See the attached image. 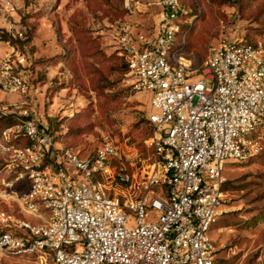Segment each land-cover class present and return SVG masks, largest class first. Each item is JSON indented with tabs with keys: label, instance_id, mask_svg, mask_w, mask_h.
Returning <instances> with one entry per match:
<instances>
[{
	"label": "built area",
	"instance_id": "built-area-1",
	"mask_svg": "<svg viewBox=\"0 0 264 264\" xmlns=\"http://www.w3.org/2000/svg\"><path fill=\"white\" fill-rule=\"evenodd\" d=\"M2 2L15 10V0ZM124 7L156 8L155 32L115 26L129 86L151 93L152 153L132 158L105 141L82 155L18 117L0 133L2 254L43 255L51 264H215L209 231L227 212L225 165L264 147V36H223L196 66L181 32L182 0H125ZM24 61L0 58L4 89L27 91L12 69ZM152 188L159 189L150 196Z\"/></svg>",
	"mask_w": 264,
	"mask_h": 264
},
{
	"label": "rangeland",
	"instance_id": "rangeland-1",
	"mask_svg": "<svg viewBox=\"0 0 264 264\" xmlns=\"http://www.w3.org/2000/svg\"><path fill=\"white\" fill-rule=\"evenodd\" d=\"M15 1L10 11L0 0V58H24V65L12 64V69L28 89L16 93L0 85V133L17 121L11 124V115L27 116L82 155L111 141L132 158L149 157L151 93H137L129 86L114 37L115 26L125 21L140 25L137 31L144 34L155 32L156 8L129 14L125 0ZM182 3V29L192 28L186 50L197 53L196 66L223 36L262 37L264 0ZM225 176L227 212L209 231L217 246L215 264H264V147L245 163L226 164ZM158 189L152 188L150 196ZM147 210L151 219L158 217ZM0 264L51 263L43 255L12 257L0 252Z\"/></svg>",
	"mask_w": 264,
	"mask_h": 264
},
{
	"label": "trees",
	"instance_id": "trees-1",
	"mask_svg": "<svg viewBox=\"0 0 264 264\" xmlns=\"http://www.w3.org/2000/svg\"><path fill=\"white\" fill-rule=\"evenodd\" d=\"M183 1V0H182ZM182 5H183V3H182ZM183 7H184V9H186V7L183 5ZM126 12L127 13H129V14H131V13H133V12H130V11H128V10H126ZM136 12V11H135ZM137 13H140V12H137ZM187 13V12H186ZM125 22H129V21H125ZM131 23V22H130ZM132 24L136 27V28H140L141 26L140 25H138V24H135L134 22H132ZM182 27L183 26H181V32L183 33V32H187V43H186V48H187V46H188V44H189V36H190V34H191V30H192V28L189 30V31H186V29H182ZM247 36V35H246ZM261 36H264V29L262 30V35ZM248 38H250L249 36H247ZM114 39H115V37H114ZM250 39H252V38H250ZM187 51V50H186ZM189 52H191V51H189ZM197 54V53H196ZM198 56V55H197ZM119 57V56H118ZM199 57L201 58V56L199 55ZM121 60H122V62L124 63V65L126 66V63L124 62V60L121 58V57H119ZM10 120H11V124H13L15 121H16V119H17V117H16V115H11L10 116ZM147 122H148V124H149V126H151L152 127V125H151V123L149 122V118L147 117ZM10 124V125H11ZM235 163H239V162H232L231 164L233 165V164H235ZM241 163H245V162H241ZM226 184H227V182H226ZM225 184V185H226Z\"/></svg>",
	"mask_w": 264,
	"mask_h": 264
},
{
	"label": "crops",
	"instance_id": "crops-1",
	"mask_svg": "<svg viewBox=\"0 0 264 264\" xmlns=\"http://www.w3.org/2000/svg\"><path fill=\"white\" fill-rule=\"evenodd\" d=\"M216 231V229H214V232Z\"/></svg>",
	"mask_w": 264,
	"mask_h": 264
}]
</instances>
